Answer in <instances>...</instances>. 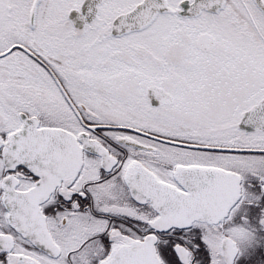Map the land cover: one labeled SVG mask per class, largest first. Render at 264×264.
I'll return each mask as SVG.
<instances>
[{"label":"snow or ice","instance_id":"1","mask_svg":"<svg viewBox=\"0 0 264 264\" xmlns=\"http://www.w3.org/2000/svg\"><path fill=\"white\" fill-rule=\"evenodd\" d=\"M0 264H264V0H0Z\"/></svg>","mask_w":264,"mask_h":264}]
</instances>
